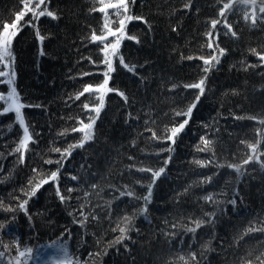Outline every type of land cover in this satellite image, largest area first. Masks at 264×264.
I'll use <instances>...</instances> for the list:
<instances>
[{
	"label": "trees",
	"instance_id": "obj_1",
	"mask_svg": "<svg viewBox=\"0 0 264 264\" xmlns=\"http://www.w3.org/2000/svg\"><path fill=\"white\" fill-rule=\"evenodd\" d=\"M127 2L117 16L100 0H46L53 16L19 24L9 62L30 140L17 152L23 130L0 114V264H41L47 248L59 264H264V0ZM21 10L0 0V25ZM124 15L97 114L101 93L79 94L103 83L116 38L92 36ZM200 81L203 94L187 87ZM92 121V139L71 147Z\"/></svg>",
	"mask_w": 264,
	"mask_h": 264
},
{
	"label": "snow or ice",
	"instance_id": "obj_2",
	"mask_svg": "<svg viewBox=\"0 0 264 264\" xmlns=\"http://www.w3.org/2000/svg\"><path fill=\"white\" fill-rule=\"evenodd\" d=\"M240 2H244L247 3L249 2V0H240ZM252 2L254 3L255 0H252ZM100 3L103 5V7H101L99 9V11H101L102 13H106V9H113L114 10V15H121V13H127L128 10V2L127 0H117L116 3H104V0H100ZM21 4L23 6V10H21L19 13H17L15 15V19L14 21L9 24V23H3L2 25H0V28H2V31H0V65H5L7 66L8 61L11 59H14L12 57V52H11V44H12V40L13 38L17 35V32L19 31V24L21 21L24 20V17L31 14L32 17V21H35L37 19H39V17L42 16H53L54 14L50 11H47V7H46V0H21ZM45 6L43 10H41V6ZM231 5L229 4H225L224 8H230ZM261 12H264V6H262L260 8ZM220 15L223 16L224 15V11L221 10ZM247 19V16L245 17ZM133 17L131 16H127L124 15L123 19L119 20V27L113 31L111 30L107 24H105V29L107 30V35H101V36H96L95 34H93L92 36V40L93 41H99L101 43H104L105 41L108 40V37H115V41L111 42V43H104V48L102 49V51H104V56L105 59L103 61V63L106 64L107 67V71L104 73V81L102 84L96 86L95 88L92 85H86L83 89V92H81L79 95H84L85 93H92V92H97V93H101L99 96V106L96 107L94 110L97 112V114L100 111V108L103 107L104 104V94L106 92H111L113 91V89L108 88L107 85L109 83V74L112 73L115 69L113 67V61L111 59V57H115L118 56V49L120 47V39L124 36V28H125V22L126 21H130L132 20ZM136 19H140L139 17H136ZM31 22V21H30ZM253 23H255V17L253 16ZM218 23V21L213 20L212 21V26L215 27L216 24ZM229 28L231 27L230 25L228 26ZM37 35H39V33L37 32ZM233 35H235V33H233ZM41 40H43V37H40ZM212 45L209 44V47H211ZM254 51V50H253ZM223 54V50H221V55ZM257 55H260L259 53H256ZM260 58L262 60H264V55H261ZM213 59H216L215 57H213ZM211 61L209 60H205V64H209ZM218 62V60H217ZM119 63L121 64V66L125 69H127L129 72H133L134 71V66L133 67H129L128 64H126L124 62L123 57H119ZM8 77V80L6 81L7 84L11 85L13 83V77H14V72L10 73V72H6L3 71L2 69H0V77ZM203 81H200L197 84H193V85H188L187 87H192V88H197L200 90V93L203 94ZM121 96H123V93H120ZM79 98V96L77 97ZM199 99V97H197V100ZM0 100H6L8 102V106L6 108L3 109V113L0 114H6L8 112H15V116H16V120L19 122L20 125L24 126L25 121L23 118V115L21 113V109L24 107V105L22 103H20V98L18 96V94L16 93L15 88H12L7 96L4 95H0ZM84 107L87 109L88 105L85 104ZM195 107V104H193L192 106H190L188 108L187 113H177V115H190L192 108ZM83 124V122H81ZM94 121L88 123V124H84L83 127L79 128V129H73V131H79L81 133H83V139L80 142V144L78 145H73L71 147H83V144L85 142H87L88 140L92 139V126H93ZM188 121L185 120L183 124H180L178 127H174L171 131H172V136H175L179 131H181L185 124H187ZM169 139H171V136L169 137ZM203 139V138H202ZM30 140V137L28 135V129L25 126L24 127V139L21 140L20 145L18 146V148L16 149L17 152H20L21 149H26L27 148V144ZM205 144H209V141H204ZM249 147L252 148L253 151H255L256 146L255 145H249ZM57 151H59L57 149ZM252 157H249V160H251ZM249 160H245L244 163L247 164L249 162ZM48 163H51V161H48ZM199 163V162H198ZM229 167H233V166H229ZM33 171H36L35 169ZM145 171H151V169H147ZM164 169L161 168L159 171L154 172L153 176L154 177H159L161 175V173H163ZM58 177V171L56 172H52L50 174V176L48 177V179H42L40 180L39 183H36L35 186L31 189V192L28 195H34L36 190L39 189L41 187L42 184H46L48 183L50 180L51 181H56ZM31 184V181L29 182ZM151 185H149V196L145 197V199H149L150 195H151ZM59 194V192H58ZM128 195H131V193H128ZM62 200L64 199L63 196L60 197ZM206 199H210V197H207ZM27 203V201H24V203L20 204V207L23 208L24 205ZM130 218H125L126 222L127 220ZM197 227H199V223L197 224ZM190 231H195V229H189ZM252 229H250L251 231ZM120 231L123 233L125 232L124 228H120ZM124 237L121 236L120 239H123ZM28 252H31V249L27 250ZM3 253H0V256H2ZM21 256H24L25 253L21 252L20 253ZM17 264H19V261H17Z\"/></svg>",
	"mask_w": 264,
	"mask_h": 264
},
{
	"label": "rangeland",
	"instance_id": "obj_3",
	"mask_svg": "<svg viewBox=\"0 0 264 264\" xmlns=\"http://www.w3.org/2000/svg\"><path fill=\"white\" fill-rule=\"evenodd\" d=\"M3 71L12 73L9 61H8L7 66L4 67ZM3 80L7 84L6 81L8 80V77L7 76L3 77ZM7 86L9 88H8V91L6 92V94L4 96H7L8 92L13 88V83L11 85L7 84ZM5 102H6V107H7L8 106V102L6 100H5ZM14 115H15V112H14ZM15 119H16V116H15ZM20 126H21V128L23 130V133H24V126H22V125H20ZM41 264H59L58 255H57L56 250L54 248H47L46 251L43 252L42 258H41Z\"/></svg>",
	"mask_w": 264,
	"mask_h": 264
}]
</instances>
